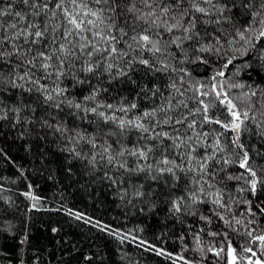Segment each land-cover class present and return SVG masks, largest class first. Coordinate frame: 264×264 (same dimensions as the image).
<instances>
[{"label": "snow or ice", "instance_id": "6c2138e0", "mask_svg": "<svg viewBox=\"0 0 264 264\" xmlns=\"http://www.w3.org/2000/svg\"><path fill=\"white\" fill-rule=\"evenodd\" d=\"M0 241V264H264V0H0Z\"/></svg>", "mask_w": 264, "mask_h": 264}, {"label": "trees", "instance_id": "16d2710c", "mask_svg": "<svg viewBox=\"0 0 264 264\" xmlns=\"http://www.w3.org/2000/svg\"><path fill=\"white\" fill-rule=\"evenodd\" d=\"M49 194H51V193L49 192ZM75 203L79 207L86 208L90 212L91 211H95L97 214L105 215V213H104L103 210H100V209H98V208H96L94 206H91V202L90 201H86V198H84V199H77L75 201ZM113 215H118V211L114 212L113 211V208L110 207L107 210V217L108 218H111V216H113ZM41 219L42 220L47 219V214L43 215L41 217ZM133 222H135V221H133ZM130 226L131 225H129V227ZM46 237H47V233H46V231L44 229V225L38 221L37 224H36V227L34 229L33 239L36 240V241H38V242H40L41 244H44V243L47 242ZM0 243H2V241H0ZM100 243H105V241H100ZM5 247L11 249V248L14 247V245L11 242H8V243L5 244ZM153 264H154V262H153Z\"/></svg>", "mask_w": 264, "mask_h": 264}]
</instances>
